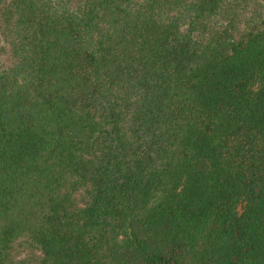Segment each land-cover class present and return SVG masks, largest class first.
Segmentation results:
<instances>
[{"label":"trees","instance_id":"trees-1","mask_svg":"<svg viewBox=\"0 0 264 264\" xmlns=\"http://www.w3.org/2000/svg\"><path fill=\"white\" fill-rule=\"evenodd\" d=\"M0 264H264V0H0Z\"/></svg>","mask_w":264,"mask_h":264}]
</instances>
